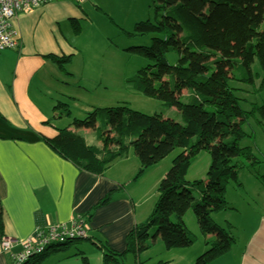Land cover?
<instances>
[{
  "label": "trees",
  "instance_id": "1",
  "mask_svg": "<svg viewBox=\"0 0 264 264\" xmlns=\"http://www.w3.org/2000/svg\"><path fill=\"white\" fill-rule=\"evenodd\" d=\"M151 1L158 18L137 21L131 34L157 36L147 45L128 47L149 61L128 84L158 99L162 109L146 114L125 102L93 107L84 117L73 118L70 126L57 128L54 136L40 135V139L79 170L97 175H103L113 160L126 157L132 147L139 160L136 178L179 147L158 183L149 215L126 234L125 249L116 251L99 239L93 243L102 251V264H125L127 254L139 260L156 239L166 248L188 247L194 236L184 214L191 208L200 232L207 236V248L194 264H211L235 241L232 224L222 226L212 214L229 208L226 186L236 181L239 170L258 164L252 147L240 142L247 135L243 123L258 110L264 114V103L242 109L231 81L254 84L251 65L257 58L261 68L258 89H264V0ZM172 51L177 53L175 64L167 60ZM47 56L62 70L70 60V55ZM170 107L176 108L180 120L164 115ZM53 110L54 119L71 114L66 102H58ZM82 128L93 129L100 145L88 142L79 131ZM202 150L210 156L205 177L187 180L188 168ZM260 177L264 182V176ZM113 193L101 198L84 219L89 221L95 208L109 202ZM83 239L91 237L66 243Z\"/></svg>",
  "mask_w": 264,
  "mask_h": 264
},
{
  "label": "crops",
  "instance_id": "2",
  "mask_svg": "<svg viewBox=\"0 0 264 264\" xmlns=\"http://www.w3.org/2000/svg\"><path fill=\"white\" fill-rule=\"evenodd\" d=\"M110 1H53L19 12L11 21L19 46L0 50V236L24 239L37 226L85 218L91 207L114 191L111 200L95 208L87 221L91 239L53 246L36 264H102V251L93 243L98 239L123 251L126 234L149 215L158 183L171 165L164 157L136 178L139 160L130 148L126 157L113 160L103 175H97L79 170L40 139V135L54 136L57 128L70 126L73 118H82L107 100L109 82L107 76L99 74L102 67L93 63L88 52L81 70L78 60L86 44L81 35H94L90 29L94 15L101 11L114 18L111 5L106 6ZM147 15L145 8L140 9L132 25ZM48 54L70 55V60L62 70ZM58 102L70 107L71 114L63 125L64 118L52 117ZM73 108L78 110L72 113ZM79 131L88 142L100 145L93 129ZM87 132L91 133L89 138ZM186 179L191 180L187 174ZM246 208L245 217L239 220L234 217L239 210L233 207L212 214L219 224L232 223L235 236L239 226L249 232L236 236V243L211 264H264V203L261 209L248 204ZM184 216L187 222L189 210ZM204 247L205 241L201 250ZM196 253L197 247L190 256ZM7 263L8 256L0 246V264Z\"/></svg>",
  "mask_w": 264,
  "mask_h": 264
},
{
  "label": "rangeland",
  "instance_id": "3",
  "mask_svg": "<svg viewBox=\"0 0 264 264\" xmlns=\"http://www.w3.org/2000/svg\"><path fill=\"white\" fill-rule=\"evenodd\" d=\"M116 1L117 0L106 2V6L109 7V5H111L110 10H112V12L114 10L115 12L113 19L103 12L98 11L94 15L92 20L93 25L90 27L94 35H81L86 44L82 46V53L84 54L81 56L82 58L78 60V68L81 70L85 65V56L87 52L94 60L93 63L102 67V70H99V74L107 76L109 89L107 92V100L101 103L103 105L100 106H112L126 102L133 109L146 114H152L162 109L161 102L156 98L137 92L128 84V79L140 68L149 63V61L135 52L128 50V47L134 45H147L153 36H157V34H131L134 28L132 20L136 12L140 9L144 10L145 8L148 15L145 16L144 19L149 18L151 21L156 20L158 15H155L151 0H121L119 4L115 5ZM128 4H130V6ZM167 60L170 64H175L177 61V53L175 51L169 52L167 54ZM251 70L254 84H244L237 80L231 81V85L236 87L235 94L239 97L240 105L244 110H250L254 103L258 105L264 103V89H258L259 78H257V76L261 75V68L257 58L254 59ZM80 105L81 103L78 104V107ZM173 109L174 110H166L164 115L179 120L180 115L178 111L175 108ZM77 110L78 108H73L72 113ZM82 116L83 115H81V117ZM64 121H66L65 118L60 124L63 125L67 123ZM242 128L247 135L241 140L240 144L252 147V151L258 159V164H256L254 168L244 167L240 169L236 181L232 180L228 182L226 186L225 198L229 207L239 210L234 216L236 220L245 217V211H248L246 208L247 204L261 209L264 203V183L261 181L260 177L264 176V114L259 110L256 111L247 118ZM87 133V137L89 138L91 133ZM130 148L133 150L132 147ZM180 150L179 147H176L166 156V159L172 160ZM209 161V153L206 150L200 151L191 162L187 177L191 180L204 178ZM195 174L201 175L195 178ZM188 210L190 219L186 222L187 219L185 220L184 216V222L190 233L194 236V242L190 246L166 248L158 240V242L152 243L147 251L142 252V255L139 256V260L135 259L132 254H127L124 259L125 264H155L160 261L165 262V264H194L195 258L207 248L204 247L205 249L201 250L205 237L207 236L200 232L192 209L190 208ZM220 224H222V226L225 225L222 221ZM248 232L249 230L243 232L239 226L235 234L236 236H240L245 233L248 234ZM232 233L234 235L233 227ZM236 236L234 235L235 241L233 244L236 243ZM196 247L197 253L194 254V257L190 256V251ZM187 258H189L188 263H186ZM108 264L114 263L110 262Z\"/></svg>",
  "mask_w": 264,
  "mask_h": 264
},
{
  "label": "built area",
  "instance_id": "4",
  "mask_svg": "<svg viewBox=\"0 0 264 264\" xmlns=\"http://www.w3.org/2000/svg\"><path fill=\"white\" fill-rule=\"evenodd\" d=\"M62 0H0V50L17 49L18 36L11 21L19 13L43 4ZM82 4L87 0H67ZM88 225L84 218L77 217L69 223L37 226L32 235L15 239L1 235L0 246L8 256L7 264H25L32 257L45 253L49 248L64 244L79 237L87 236Z\"/></svg>",
  "mask_w": 264,
  "mask_h": 264
}]
</instances>
